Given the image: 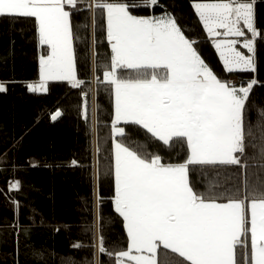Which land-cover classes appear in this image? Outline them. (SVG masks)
<instances>
[{
  "label": "snow or ice",
  "instance_id": "1",
  "mask_svg": "<svg viewBox=\"0 0 264 264\" xmlns=\"http://www.w3.org/2000/svg\"><path fill=\"white\" fill-rule=\"evenodd\" d=\"M4 20L0 69L16 32L31 40L38 81L23 87L76 97L85 151L41 165L24 152L31 128L0 121L12 211L0 219V247L11 243L0 264H264V0H189L187 17L175 0H0ZM16 83L0 77V93ZM39 166L87 174L75 222L50 224L36 204L26 176ZM45 227L75 236L73 251L38 243Z\"/></svg>",
  "mask_w": 264,
  "mask_h": 264
},
{
  "label": "trees",
  "instance_id": "2",
  "mask_svg": "<svg viewBox=\"0 0 264 264\" xmlns=\"http://www.w3.org/2000/svg\"><path fill=\"white\" fill-rule=\"evenodd\" d=\"M177 11H183L187 17L189 13V0H175ZM183 22V21H182ZM191 22V18H189ZM198 27V26H197ZM12 33L8 29L7 20L0 21V52L7 50L9 36ZM16 47L14 61L10 62L7 70L0 69V77H14L20 83L11 86L7 93H0V121L7 123L9 127H15L17 131L23 125H28L31 131L25 141V154H30L41 165L45 162L59 161L75 155L83 158L84 137L78 131L76 110L71 107L76 97L66 100L67 89L54 87L48 94H30L23 87L27 82H34L38 75V50L29 39H23L19 32L15 33ZM203 54L206 59L219 71L222 67L218 57L210 43L203 45ZM264 56V53H262ZM261 76H264V63H262ZM239 79V77H237ZM101 100L107 102L106 97ZM57 106L66 108L67 114L57 122L50 120V114ZM7 177L0 174V186L5 185ZM26 179L35 184L40 193L36 198V204L48 218L50 224L57 222L73 223L79 215L80 197L89 192L90 184L87 174L63 168H49L39 166L32 168ZM105 211H109L107 200L110 193L107 186L104 187ZM12 211L10 206L4 203L0 196V219L10 218ZM40 235L34 236L39 243L46 242L55 247L58 252L68 253L73 251L69 245L75 236H70L65 230L59 233L45 227L37 229ZM122 227L119 220L112 228L111 235L119 237ZM11 250V243L0 247ZM0 255V259H3ZM7 264H13V258L7 257ZM56 264H60L59 257Z\"/></svg>",
  "mask_w": 264,
  "mask_h": 264
},
{
  "label": "rangeland",
  "instance_id": "3",
  "mask_svg": "<svg viewBox=\"0 0 264 264\" xmlns=\"http://www.w3.org/2000/svg\"><path fill=\"white\" fill-rule=\"evenodd\" d=\"M38 75H39V70H38ZM38 75H37V79H36V81H38Z\"/></svg>",
  "mask_w": 264,
  "mask_h": 264
}]
</instances>
